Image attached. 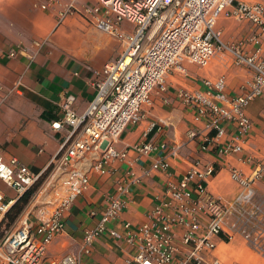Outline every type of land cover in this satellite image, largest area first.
<instances>
[{"label":"built area","instance_id":"obj_1","mask_svg":"<svg viewBox=\"0 0 264 264\" xmlns=\"http://www.w3.org/2000/svg\"><path fill=\"white\" fill-rule=\"evenodd\" d=\"M53 1V0H51ZM47 8L48 4H42ZM75 0L59 12L58 23L76 11ZM82 15L94 24L125 43L122 54L107 63L97 91L84 113L74 109L76 96H64L63 115L52 122L55 130L67 128L60 149L40 172L33 171L17 157L0 158V178L17 192L6 199L0 193V264H82L78 255L66 254L50 259L46 253L49 244L65 229L64 216L73 202L90 184L89 173H106L115 159H124L128 150H118L114 143L124 131L144 117L145 107L153 104V94H166L168 75L176 69L184 70L186 60L207 66L215 58L243 65L253 72L249 92L229 96L227 77L204 78L203 90L180 89L182 101L196 109L195 120L206 119L207 129L189 131V136L201 140L203 150L215 149L223 153H239L253 126L247 114L249 104L264 95V58L260 50L249 53L241 47L222 40L216 23L220 17L247 20L257 27L251 38L260 42L264 36V1L250 0H95L85 6ZM135 26L132 32L123 30L122 23ZM31 58L27 47L20 48ZM15 48L9 55H17ZM22 79L9 89L0 81V106L10 93L18 91ZM237 126V134L230 142L222 143L226 125ZM167 149V143L161 145ZM141 154L159 149L153 142L133 146ZM89 154L94 155L89 171H80L77 164ZM167 161H159L154 168L166 170ZM264 171V159L259 160L255 171L246 175L232 169L231 176L239 185L235 197L225 202L208 189V181L215 174L211 163L194 161L178 183L171 182L168 198H160L150 222L134 228L125 223L126 239L138 246V252L124 264H221L214 255L216 239L225 230L227 217L235 216L234 229L246 235L252 247L264 254V202L257 198L255 182ZM62 174L67 175L68 191L54 204L50 214L41 211L36 224L31 213L39 206L47 190L55 186ZM45 184L32 195L16 221L10 226L6 215L20 197L31 190L43 177ZM118 194L110 195L108 204L96 227L87 230L83 252L89 254L96 237L109 230L118 220L129 192L126 184L118 186ZM178 232V234H177Z\"/></svg>","mask_w":264,"mask_h":264},{"label":"crops","instance_id":"obj_2","mask_svg":"<svg viewBox=\"0 0 264 264\" xmlns=\"http://www.w3.org/2000/svg\"><path fill=\"white\" fill-rule=\"evenodd\" d=\"M71 1L0 0V81L9 89L22 79L18 91L10 93L0 106V158L17 157L35 172L48 165L68 132L67 128L52 127V122L63 115L64 96L74 94L75 111L84 113L96 94L105 65L116 60L125 49L120 38L88 22L82 15L84 7L94 4L95 0H75L77 10L58 23L60 10ZM42 4L48 7L42 8ZM122 28L132 32L135 26L125 21ZM216 28L223 41L249 53L260 50L264 58V36L260 42L251 39L257 35V27L252 22L220 17ZM23 47L34 58L21 51ZM13 48L18 51L14 57L9 55ZM183 67L184 70L176 69L168 75V92L154 93L153 104L145 107L142 120L130 125L114 143L116 149L128 150V156L113 160L106 173H89L90 184L66 212L65 229L49 244L46 263L52 258L73 254L80 256L82 264H124L139 249L126 239L125 223L138 228L150 222L159 199L168 198L169 184L178 183L194 161L214 165L215 174L208 181V189L229 202L240 188L231 176L232 169L251 175L259 160L264 159V95L256 97L247 107L253 126L239 153L203 150L199 137H190L189 131L193 128L205 131L207 121L195 120L196 109L178 96L180 89L203 90L204 78L222 74L227 77L229 96L245 94L251 89L252 70L220 58L204 67L186 60ZM2 93L0 90V96ZM237 131L236 125L227 124L221 142H230ZM143 142H153L159 149L148 154L134 150V145ZM164 143L167 149L161 147ZM93 160L94 155L89 154L78 162L77 169L89 171ZM164 160L169 163L166 170L154 168L156 162ZM66 177L62 174L39 200V206L31 213L34 223L39 222L41 211L50 214L56 201L68 191ZM120 184H126L129 189L124 196L126 204L120 218L109 225L120 235L113 236L107 230L96 237L91 252L84 253L87 230L97 226L109 196L118 194ZM255 188L257 198L264 202V171ZM0 193L6 199L17 194L1 178ZM234 221L235 216L230 214L225 230L216 239L214 255L221 264H264V254L255 250L242 232L235 231Z\"/></svg>","mask_w":264,"mask_h":264},{"label":"trees","instance_id":"obj_3","mask_svg":"<svg viewBox=\"0 0 264 264\" xmlns=\"http://www.w3.org/2000/svg\"><path fill=\"white\" fill-rule=\"evenodd\" d=\"M43 178V177H42ZM38 187V184H36L31 190H29L25 195L20 197L18 201L10 208L6 215V223L8 226L13 224L16 219L19 217V215L22 213L24 208L27 206L29 203L32 195L36 191Z\"/></svg>","mask_w":264,"mask_h":264},{"label":"rangeland","instance_id":"obj_4","mask_svg":"<svg viewBox=\"0 0 264 264\" xmlns=\"http://www.w3.org/2000/svg\"><path fill=\"white\" fill-rule=\"evenodd\" d=\"M45 181H46V176H45V178H41V179L39 180V182L37 183V184H38V187H37V189H36L35 192H38V191L40 190V188H42V187L44 186ZM35 192H34V194H35ZM244 236L246 237L245 234H244ZM246 238H247V237H246ZM248 241H249V240H248Z\"/></svg>","mask_w":264,"mask_h":264}]
</instances>
